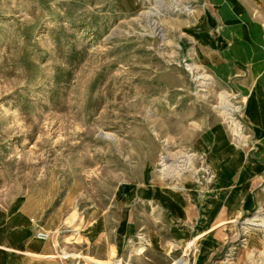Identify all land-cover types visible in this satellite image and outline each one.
I'll return each instance as SVG.
<instances>
[{
  "label": "rangeland",
  "instance_id": "rangeland-1",
  "mask_svg": "<svg viewBox=\"0 0 264 264\" xmlns=\"http://www.w3.org/2000/svg\"><path fill=\"white\" fill-rule=\"evenodd\" d=\"M206 6L0 0L4 264H264V89Z\"/></svg>",
  "mask_w": 264,
  "mask_h": 264
},
{
  "label": "crops",
  "instance_id": "crops-1",
  "mask_svg": "<svg viewBox=\"0 0 264 264\" xmlns=\"http://www.w3.org/2000/svg\"><path fill=\"white\" fill-rule=\"evenodd\" d=\"M205 1L209 10L208 22L214 23L218 41L221 42V55L225 63L221 71L242 66L255 77L254 87L264 89V27L261 19L264 15V0ZM250 104L248 109L253 111L256 105L254 97ZM31 245L38 246L36 243ZM7 251L20 252L13 247L0 245V264L5 263L1 254L7 256ZM22 253L36 256L27 251Z\"/></svg>",
  "mask_w": 264,
  "mask_h": 264
},
{
  "label": "bare ground",
  "instance_id": "bare-ground-1",
  "mask_svg": "<svg viewBox=\"0 0 264 264\" xmlns=\"http://www.w3.org/2000/svg\"><path fill=\"white\" fill-rule=\"evenodd\" d=\"M163 159H162V161L164 160V158H165V156H163L162 157ZM160 163V162H159ZM160 165V164H159ZM162 165V164H161ZM160 165V166H161ZM166 165V164H165ZM161 168H163V167H161ZM175 168V167H174ZM178 168V174L180 173V172H183L184 170H186V169H188V166H184V167H177ZM176 168V169H177ZM169 169V168H168ZM169 171V170H168ZM37 235L39 236V237H41L42 239H47L48 238V234H47V232H38L37 233ZM136 251H137V253L138 254H142L143 252H144V247H138V248H136Z\"/></svg>",
  "mask_w": 264,
  "mask_h": 264
}]
</instances>
